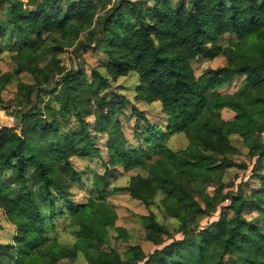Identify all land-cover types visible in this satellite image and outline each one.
I'll return each mask as SVG.
<instances>
[{
	"label": "trees",
	"instance_id": "16d2710c",
	"mask_svg": "<svg viewBox=\"0 0 264 264\" xmlns=\"http://www.w3.org/2000/svg\"><path fill=\"white\" fill-rule=\"evenodd\" d=\"M7 1L9 8L0 29L3 31L15 23L20 32L34 35L39 43L45 42L46 35L51 33L77 38L90 30L102 9H106L104 2L92 0H29L32 9L25 7L22 0ZM149 1L151 4L145 5L147 0H118L119 3L106 9L105 44L97 43L96 47L107 49L109 73L127 75L135 71L138 74V97L149 103L160 101L166 123L162 126L151 123L143 110H138L139 117L146 121L144 124L137 120L134 126L137 143L130 146L120 119L114 120L111 116L112 104L116 101L104 103L109 109L101 115L98 124L107 134L106 146L110 152L105 167L147 168L149 177L133 176L120 190L144 202L159 190L167 192L164 204L167 208L177 207L184 227V214L189 205L169 190L171 185L184 189L181 176L196 183L213 182L219 186L220 194L215 195L221 196L222 201L230 200L226 210L231 215L226 216L224 211L219 221L203 231L200 242L186 238L175 240L157 248L148 258L141 246H133L123 258L115 250L103 249L108 227L117 218L114 207L105 200H92L79 208L68 207L72 214L70 227L76 237L73 245L66 246L58 239L46 240V232L54 229L51 221L57 213L53 188H60L54 171L62 163L70 166V158L75 155H91L87 147H93L94 141L87 130L81 137L87 142L84 149L76 143H65L61 137L36 145L15 131L0 132V208L17 229V243L0 247L7 249L5 253L17 248L12 264H57L63 258L76 257L79 251L85 253L88 264H228L227 258L232 253L240 254L239 264H264V174L261 172L264 166V0ZM226 34L238 37L227 64L207 68L197 75L193 61L219 55L218 40ZM93 38L94 33L89 31L82 48H90L95 43ZM37 47L31 46L13 55L17 63L35 74L37 82L27 85L32 91L39 88V77L54 76L53 68L57 66L54 60L45 68L32 64L40 60ZM22 59L28 61L22 63ZM95 74L98 83L101 78L98 72ZM82 75L81 71L75 72L73 79L77 81ZM237 75L246 76L238 91L232 95L219 94L214 101L210 100L209 91L231 85ZM73 79L64 77L72 89L68 94L70 103L75 105L73 99L80 93ZM103 85L107 81H100L97 91ZM116 100L121 109L129 102L121 94ZM226 108L234 111L233 119L221 117L220 112ZM206 110L214 112L212 118L221 119L218 126L202 122ZM18 118L20 114L17 121ZM176 132H184L189 138L186 148L174 150L167 145L170 133ZM231 134L244 137L257 156L253 175L263 186L250 194L241 184L237 193L221 195V187L229 186L222 177L236 163L220 160L217 155L227 156L236 151L230 141ZM31 168L41 182L37 189L29 182ZM205 196L208 207L204 210L210 212L215 204H211L209 195ZM46 205L48 211L44 208ZM250 208L258 212L255 217L245 215ZM165 232L167 228L151 216L147 238L158 245L163 243ZM186 234L190 236L189 231ZM185 246L189 248L186 255L182 253ZM0 264L9 263L0 257Z\"/></svg>",
	"mask_w": 264,
	"mask_h": 264
},
{
	"label": "rangeland",
	"instance_id": "374dc122",
	"mask_svg": "<svg viewBox=\"0 0 264 264\" xmlns=\"http://www.w3.org/2000/svg\"><path fill=\"white\" fill-rule=\"evenodd\" d=\"M22 1L25 7H31L28 4L29 0ZM92 1L104 2L106 9L118 2V0ZM129 1L137 2L139 0ZM224 1L225 3L230 2V0ZM147 4H151V1L147 0L145 5ZM8 8L7 0L0 2V27L6 20ZM106 9H102L92 28L83 31L77 38L63 36L61 33H51L46 35L45 42L39 43L34 35L26 31L20 32L15 23L3 31L0 29V132L4 134L6 131H15L36 145L61 137L65 143H76L80 149H84L87 147V142L85 138L81 137L84 130L89 131V136L94 141L93 147H87L91 155H75L70 158V166L62 163L54 171L60 188H53L57 213L55 219L51 221L54 229L46 232V240L58 239L66 246L73 245L76 237L74 230L70 227L72 214L68 207L73 205L75 208H79L92 200H105L114 207L117 218L114 225L108 227V237L103 249L115 250L124 258L127 250L139 245L148 258L157 248H163L175 240L186 238L200 242L203 231L211 227L213 222L219 221L225 215L224 211H226V216L231 215L230 210H226L230 200L222 201L221 196L216 197L215 194H220V191L219 186L213 182L196 183L189 177L181 176L180 181L184 189L171 185L169 190L183 197L186 200V205L190 207L187 206L189 210L184 214L185 228L178 216L177 207L167 208L164 204V200L168 196L167 192L159 190L148 202H144L120 190L129 183L133 176L149 177L147 168L135 167L126 170L122 166L105 167V163L110 158V152L106 146L107 134L98 124L101 115L109 109L104 103L116 101L112 104L111 116L114 120L120 119L127 143L130 146L137 143L134 133L137 120L139 119L144 124L146 121L139 117L138 110H143L145 117L151 123H159L162 126L165 125L167 119L160 101L149 103L138 97L136 85L139 84V76L135 71H131L127 75H114L107 71L106 63L110 57L107 49L103 46L96 47L97 43L105 44L103 27ZM89 31L94 33L92 40L95 43L91 44L90 48H82L81 43L87 39ZM237 40L238 37L235 34L221 36L218 40L221 53L212 59L202 58L193 61L195 73L201 75L207 68H219L227 64L234 51L233 43ZM31 46H38L36 50L40 55V60L34 61L32 64H36L39 68H45L50 67L53 60L57 63V66L53 68L54 76L48 78L40 76L41 83L38 84L39 88L34 91L29 90L27 85L37 82L35 74L13 58V55L19 54L18 52ZM27 61L28 59H22V63ZM78 71H81L83 75L76 81L73 77ZM95 71L98 72L102 80L107 81V85H103L101 91L97 90L99 82L102 80L99 79V82H96ZM65 76H69L73 79V83L78 85L77 90L80 96L73 99L75 105L72 101L70 103L68 94L72 92V89L68 86L67 81L65 82ZM245 77V75H237L231 85L209 91L210 100L214 101L219 94H234L240 89ZM119 94L129 99L122 109L119 108L116 100ZM63 101H66L67 104ZM212 113L214 112L206 110L201 120L209 122L212 127H215L221 123V119L219 117L212 118ZM18 114H20V118L17 121ZM220 115L225 120H231L235 113L226 108L220 112ZM230 141L236 151L227 156L217 155L220 160L230 159L236 163L228 167L222 177L224 183L229 186L221 187V195L237 193L238 186L241 184L247 188V192L250 194L253 189L263 186L262 182L253 175L257 156L253 154L247 140L239 134H231ZM166 143L174 150L184 149L189 144V138L184 132L170 133ZM261 172L264 174V166ZM28 174L30 184L34 189H37L41 182L36 178L35 170L29 169ZM187 193L190 194V197L187 196ZM205 195L210 196L212 205L215 204L210 212L204 210L208 207ZM44 208L48 211L47 205ZM257 214L258 212L252 208L245 212L248 218L255 217ZM151 216H154L158 223L167 228V232L162 234L163 243L158 245L147 238V225L150 223ZM186 231L190 232V236H187ZM16 235V226L8 219L5 211L0 208V245L16 244ZM188 249V246H185L182 253L186 255ZM0 250L2 261L12 264L16 258L17 248L11 253H5L7 249L4 247H0ZM239 259L240 254L232 253L228 256L227 261L228 264H239ZM57 264H88V260L85 253L79 251L76 257L63 258Z\"/></svg>",
	"mask_w": 264,
	"mask_h": 264
}]
</instances>
